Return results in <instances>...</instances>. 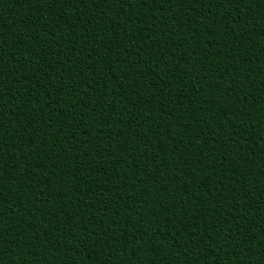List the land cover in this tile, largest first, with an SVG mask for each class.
I'll list each match as a JSON object with an SVG mask.
<instances>
[{"label":"trees","instance_id":"trees-1","mask_svg":"<svg viewBox=\"0 0 264 264\" xmlns=\"http://www.w3.org/2000/svg\"><path fill=\"white\" fill-rule=\"evenodd\" d=\"M101 262L264 264V0H0V264Z\"/></svg>","mask_w":264,"mask_h":264},{"label":"snow or ice","instance_id":"snow-or-ice-1","mask_svg":"<svg viewBox=\"0 0 264 264\" xmlns=\"http://www.w3.org/2000/svg\"><path fill=\"white\" fill-rule=\"evenodd\" d=\"M53 2L55 3H64L66 5H69L71 6L72 4L74 3H77V0H53ZM80 3H85V0H79ZM111 0H93V3L95 6H99L100 4H108L110 3ZM122 3H123V0H121V7H122ZM209 84L211 85V82H209ZM106 236H111L110 233H106L105 234ZM103 241H100V243H102ZM244 243H247V242H244ZM239 246V245H237ZM206 259H210V257H206ZM101 264H104V262H101Z\"/></svg>","mask_w":264,"mask_h":264}]
</instances>
